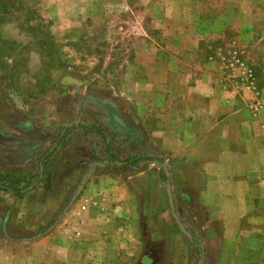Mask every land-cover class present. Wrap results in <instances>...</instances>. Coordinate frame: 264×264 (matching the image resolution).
<instances>
[{
    "label": "rangeland",
    "instance_id": "obj_1",
    "mask_svg": "<svg viewBox=\"0 0 264 264\" xmlns=\"http://www.w3.org/2000/svg\"><path fill=\"white\" fill-rule=\"evenodd\" d=\"M241 63L264 113V0H0V181L39 176L28 197L0 191V264L72 262V226L88 205L129 211L122 229L153 250L147 264H264V240L239 253L202 243L212 230L201 224L223 231L205 210L219 198L188 191L213 170L165 148L200 104L219 113L242 96L230 95ZM87 127L105 133L111 155ZM136 156L156 162L122 165ZM149 214L168 223L166 238L145 229Z\"/></svg>",
    "mask_w": 264,
    "mask_h": 264
},
{
    "label": "crops",
    "instance_id": "obj_2",
    "mask_svg": "<svg viewBox=\"0 0 264 264\" xmlns=\"http://www.w3.org/2000/svg\"><path fill=\"white\" fill-rule=\"evenodd\" d=\"M232 84L234 89L230 95L234 92L237 95L241 93L243 99L239 97L236 102L231 103L223 101L229 106L225 105L219 113H211L200 104L194 119L197 123L190 125L193 123L187 116L188 123L181 126L180 141L172 140L165 148L175 150L173 151L176 152L175 154L187 159L185 165L191 158L196 159L199 164L211 166L206 168L207 173L213 170L210 182L206 181L197 190L192 189L195 193L188 188L191 191H188V194L196 195L199 201L207 197L219 198L218 204L209 205L205 210L208 214L211 213L208 215L211 224L223 219V231L217 234L213 231L214 226L201 224L203 231L212 230L207 237H203L202 243L234 246L233 253H239L240 250H247L242 243L261 245L264 240V113L260 112L254 117L246 108L249 93L236 79ZM219 92L225 96L223 92ZM212 98L208 95L207 100ZM219 117L217 123L216 118ZM210 137H213V140ZM206 150H213L211 153H214V156H209ZM198 179L197 177L196 180ZM38 183L39 181L22 197L31 195ZM108 209L110 211V208ZM121 209L102 212L98 207L84 206L83 211L77 212L82 219L80 220L82 225L72 226V262L70 255L69 257L60 255L52 264H147L145 261L150 262L148 255L153 250L148 246L144 248L136 246L140 245V242L134 239L133 234L127 236L124 233L122 224L126 225V221L120 220L119 217L129 223L131 215L126 218L125 214H129V211ZM161 217V215L149 214L143 224L146 226L145 229L158 228L160 236L166 238L165 234L169 227L167 222H161ZM182 225L185 230L188 229L185 223ZM147 234L150 238L153 237L154 232L149 231ZM163 246L164 249H161L160 253L169 248L167 243ZM222 252L224 257L222 249L218 252L221 258ZM262 254L263 250L260 251V255ZM44 261L45 258L41 260V264H47Z\"/></svg>",
    "mask_w": 264,
    "mask_h": 264
},
{
    "label": "trees",
    "instance_id": "obj_3",
    "mask_svg": "<svg viewBox=\"0 0 264 264\" xmlns=\"http://www.w3.org/2000/svg\"><path fill=\"white\" fill-rule=\"evenodd\" d=\"M87 128L92 130V132L99 134L105 140L107 152L109 155H111L110 154V151H111L110 144L107 141V137H106L105 133L103 131H100V130L95 129L93 127H87ZM142 160H149L152 162H156V160H151L150 158L145 157V156H136V157L131 158L130 160H127L126 162H123L122 165L123 166L135 165L136 163H138L139 161H142ZM157 163L161 164L160 161H157ZM161 170L163 171L164 168L161 167ZM38 177L39 176H34L29 181L28 180H14V181H8L6 183H5V181L4 182L0 181V191L6 192V193H11L14 196L21 197L26 192L33 189V185L37 182ZM163 179L165 182L166 179L165 178H163ZM196 249H197V247H196Z\"/></svg>",
    "mask_w": 264,
    "mask_h": 264
},
{
    "label": "built area",
    "instance_id": "obj_4",
    "mask_svg": "<svg viewBox=\"0 0 264 264\" xmlns=\"http://www.w3.org/2000/svg\"><path fill=\"white\" fill-rule=\"evenodd\" d=\"M238 67H239L238 73H239V76H241V78L243 79V86L245 90L251 93L252 95L253 94L255 95L254 96L255 99L250 103L248 109L254 117L258 116L262 106L259 100L257 99V96H256L257 93H254L256 88L254 86V78H253L252 71L246 68L243 63H241Z\"/></svg>",
    "mask_w": 264,
    "mask_h": 264
},
{
    "label": "water",
    "instance_id": "obj_5",
    "mask_svg": "<svg viewBox=\"0 0 264 264\" xmlns=\"http://www.w3.org/2000/svg\"><path fill=\"white\" fill-rule=\"evenodd\" d=\"M166 194H167V198H168V205H169V208H170V213H171L172 218L174 219V222L176 223V225H177L178 229L180 230V232L190 240V238H191L190 234L185 230V228L180 223V221L178 220V218H177V216L175 214L174 206H173V198H172V195H171V192H170V187H169L168 184L166 186Z\"/></svg>",
    "mask_w": 264,
    "mask_h": 264
}]
</instances>
